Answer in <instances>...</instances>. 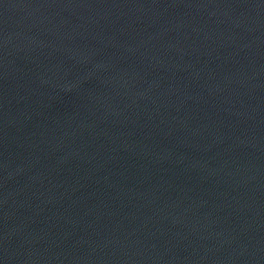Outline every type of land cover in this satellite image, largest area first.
Here are the masks:
<instances>
[{
    "label": "water",
    "instance_id": "95a60500",
    "mask_svg": "<svg viewBox=\"0 0 264 264\" xmlns=\"http://www.w3.org/2000/svg\"><path fill=\"white\" fill-rule=\"evenodd\" d=\"M0 264H264V0H0Z\"/></svg>",
    "mask_w": 264,
    "mask_h": 264
}]
</instances>
